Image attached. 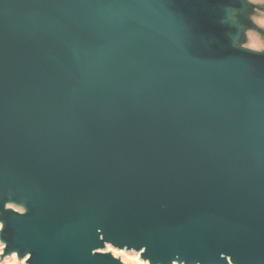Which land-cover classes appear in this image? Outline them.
Here are the masks:
<instances>
[{
  "label": "water",
  "instance_id": "obj_1",
  "mask_svg": "<svg viewBox=\"0 0 264 264\" xmlns=\"http://www.w3.org/2000/svg\"><path fill=\"white\" fill-rule=\"evenodd\" d=\"M253 6L0 0L5 251L126 264L110 243L150 264H264Z\"/></svg>",
  "mask_w": 264,
  "mask_h": 264
},
{
  "label": "rangeland",
  "instance_id": "obj_2",
  "mask_svg": "<svg viewBox=\"0 0 264 264\" xmlns=\"http://www.w3.org/2000/svg\"><path fill=\"white\" fill-rule=\"evenodd\" d=\"M249 1L252 3V5H254V9L248 14L254 27L247 31V40L245 42V46L255 50H261V48L264 47V5L253 3L252 0ZM8 206L21 212L25 211V208L21 205L11 203L8 204ZM1 223L2 222L0 221V232L2 231L3 227V224ZM5 250L6 244L0 237V264H29L30 256L27 257L25 255L23 258H19L17 252L7 253ZM105 251L110 252L107 251V249H105ZM124 259L126 260V264H144L138 258L134 257L133 253L130 256H125Z\"/></svg>",
  "mask_w": 264,
  "mask_h": 264
},
{
  "label": "bare ground",
  "instance_id": "obj_3",
  "mask_svg": "<svg viewBox=\"0 0 264 264\" xmlns=\"http://www.w3.org/2000/svg\"><path fill=\"white\" fill-rule=\"evenodd\" d=\"M2 224V223H1ZM105 249H107V251L112 252V254L120 259H122V261L126 262V260L124 259L125 256H130L132 253L134 254V257L138 258L141 262H143L144 264H150L149 260L144 259L142 256V252L143 250H136V249H129L127 247L124 248H120V247H116L110 243L107 244L106 248L102 249L101 251H105ZM18 254V253H17ZM12 255V254H11ZM27 257L30 256V254L26 255ZM18 257V256H17ZM127 259V258H126ZM128 260V259H127ZM138 261V260H137ZM19 262V261H18ZM174 264H181L178 263L177 261Z\"/></svg>",
  "mask_w": 264,
  "mask_h": 264
},
{
  "label": "snow or ice",
  "instance_id": "obj_4",
  "mask_svg": "<svg viewBox=\"0 0 264 264\" xmlns=\"http://www.w3.org/2000/svg\"><path fill=\"white\" fill-rule=\"evenodd\" d=\"M253 3H259L261 5H264V0H252ZM261 51L264 52V47L261 48Z\"/></svg>",
  "mask_w": 264,
  "mask_h": 264
}]
</instances>
